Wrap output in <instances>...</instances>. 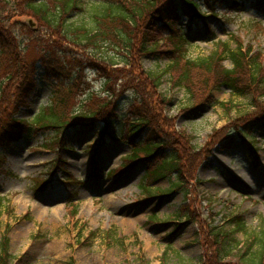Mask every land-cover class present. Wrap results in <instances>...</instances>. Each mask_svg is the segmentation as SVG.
<instances>
[{"label":"rangeland","instance_id":"obj_1","mask_svg":"<svg viewBox=\"0 0 264 264\" xmlns=\"http://www.w3.org/2000/svg\"><path fill=\"white\" fill-rule=\"evenodd\" d=\"M101 1L133 6L131 0ZM197 1L205 19L193 27L176 9L141 15L133 34L126 27L135 23L128 19H103V31L128 33V49L119 37L76 44L72 38L79 33L68 29L84 18L82 11L60 26L23 7L6 8L4 14L0 0V15L10 19L7 28L14 31L13 39L0 45V197L8 199L12 211L0 218V243L8 230L11 264H69L71 259L75 264H245L242 251L220 256L211 227L223 225L228 232V221L241 215L247 227L235 236L241 244L264 226V96L250 91L237 97L227 87L217 89L216 68L210 73L199 59L217 52L223 57L218 67L231 70L225 43L244 47L261 63L264 78V6L256 0H236L239 8L227 0ZM163 20L174 21L172 31ZM92 26L89 17L86 27ZM181 34L189 45L175 52ZM103 56L120 64L107 66ZM17 62L25 66L16 68ZM245 68L242 85H251ZM204 81L208 84L199 95L194 83ZM61 95V109L51 108ZM77 110L95 111L97 120L112 117L110 131L116 136L101 139L73 125L63 137L59 130H34L26 139L23 127L12 121L31 120L40 112L60 114L72 124ZM139 117L147 125L131 143V122ZM149 144L162 145L163 153L126 166L127 156ZM174 155L179 169L154 179L157 166ZM94 167L100 177L93 175ZM177 182L183 187L161 199L145 193L159 188L165 195ZM167 248L171 255L165 259Z\"/></svg>","mask_w":264,"mask_h":264},{"label":"trees","instance_id":"obj_2","mask_svg":"<svg viewBox=\"0 0 264 264\" xmlns=\"http://www.w3.org/2000/svg\"><path fill=\"white\" fill-rule=\"evenodd\" d=\"M3 1V2H2ZM89 0H1L3 5L6 7L4 8V14H9V11L12 10V12H16V10L20 9L21 7L24 8L25 11L33 13L35 16L38 17V19H45L49 21L51 24L60 25L63 26V24H66L67 20L69 19L68 16L72 17L73 14L78 11H82L84 18L73 23L69 27V31H73L76 33H79L75 35L72 40H75V43L79 46L86 47L89 44L96 45L95 38L98 36H101L100 38H105L103 40H109L108 37H119L121 38L125 43L126 47L129 49L132 47V39L129 37L127 32H131L133 34L134 30L137 29L140 25L141 19L146 14H171L173 10H177L178 15L180 12H184L188 17L191 18L192 24H196L197 18H202L199 14V6L200 3L197 0H131L133 3L132 8H126L124 3H116V2H108V1H101V0H94V2H91V5L95 7H91L89 10V7L91 5L88 4ZM209 1V0H208ZM212 2H215L217 0H211ZM233 6H236L235 0H229ZM86 2V3H85ZM257 4L263 5L264 0H256ZM88 4V5H87ZM6 8H10L9 11H6ZM93 9V12L91 10ZM88 10V12H87ZM168 10V11H167ZM90 11V12H89ZM176 12V11H175ZM214 11H212L213 13ZM89 13H91V16H89ZM143 15V17H141ZM215 15V13H213ZM82 15H79L78 17H83ZM68 19H65L67 18ZM91 18L93 26L91 28L86 27V22L88 18ZM156 21H158L160 18L153 17ZM103 19H112L111 22L114 20L123 22L127 19L130 21V23H135L132 28L131 26L126 27L129 28V30L126 32L124 29H117L112 31L111 33H107L103 31ZM127 20V21H128ZM136 20V21H135ZM64 21V22H62ZM83 22V23H79ZM164 22V20H163ZM10 25V19H6L5 17H2L0 15V45H3L4 42H6L9 38L13 39L14 31H12L11 27L7 28V25ZM119 25H122L119 23ZM165 25L168 29L171 31L174 28V21H165ZM74 29V30H73ZM108 35V36H107ZM105 42V41H103ZM89 43V44H88ZM17 45V43H16ZM189 45L188 39L184 35H180L177 39L176 44L173 46V51H186L187 46ZM150 46V45H148ZM225 57L227 59H230L231 63L233 64V68L231 70H227L225 68L221 69L218 67V60L222 61L223 57H220L217 52L214 53L209 58L199 59L200 63L206 68V70L213 72L214 67L216 68L215 71L217 72V82L215 87L222 88L227 87L231 90L232 94L237 97H248L249 92H257L258 97L264 96V78L260 76L261 73V63L258 62L257 58H253L251 56L250 52L242 53L243 49L240 46H237L235 49H231L230 45L228 43H225ZM14 47V46H13ZM11 47V48H13ZM157 47V43L154 44L151 50L155 49ZM155 53L156 51H152ZM151 52V53H152ZM104 58V59H103ZM101 58V61L105 65H111L116 66L120 63H116L115 58L112 56L105 57L103 56ZM184 58V56H183ZM245 61V62H244ZM260 63V64H259ZM25 66V65H23ZM20 62L16 63V68H22L23 67ZM244 67L247 70V72L251 73V76L248 77L250 83L242 85V82L244 81V77L241 75H244ZM249 69V70H248ZM171 69L169 68L167 73H169ZM218 71L221 73H225V76L220 78V74L218 76ZM153 76V73L151 74ZM187 76V75H186ZM185 76V77H186ZM13 76L10 77L12 79ZM150 80H154V78H150ZM190 82H194L192 78H188ZM32 82L34 83V76L32 79ZM161 81L158 78L156 84H160ZM208 81H204V83L197 82L194 83V92H199V95H201V92L204 90L203 85L207 86ZM253 84V85H252ZM153 85H155V81L153 82ZM178 85H186L188 86L189 90H191V87L189 83L179 81ZM24 91L22 94L26 97L27 90L24 88ZM65 101V97L63 95L57 96V102L52 105L51 108L55 109H61L62 102ZM233 100H231L232 102ZM230 103V102H229ZM231 107H234L233 102L230 103ZM115 107H117V103L114 104ZM229 105H225V108H228ZM77 113L73 117L74 121L71 124L69 120L67 119L65 121V118L61 121L60 114L52 113L50 115H47L46 113H40L38 116L33 118L32 120H19L16 118H13L12 121L16 123L17 125L23 127V135L21 138L30 139L32 137V130L39 129V130H59V134H64L70 127L73 125H78L80 133L84 132H91V133H97L101 135V138L104 139L105 136H109L110 138H114L116 136L115 133H111L110 128L114 124L115 120L111 118H106L105 120H97V112L95 111H81L77 110ZM66 116V113H65ZM64 116V117H65ZM132 123V129L134 131L130 132V141L131 143H137V137L140 135L141 131H143V127L147 125V121L142 118H136L133 119ZM162 145H145L142 148L135 149L133 154L129 155L127 157V165H133L135 162L139 161V159H143V161H148L153 159V157L161 155L163 153ZM143 154L142 156H140ZM180 161L178 157L171 156L168 157L162 164L157 166L155 171L152 173V176L154 179L158 180L161 178H165L168 176L169 173L175 172L179 169ZM96 176H98V173H95ZM45 184V182H44ZM183 187L182 183H175L171 186L172 189H170V192H175L177 190H180ZM146 195L150 198L153 197H163V193L161 189H155V190H148L145 191ZM162 193V194H161ZM9 201L3 197H0V215H2L4 212H9V214L12 213V211H9V208L7 207V204ZM241 215H236L232 219L228 221L229 225L231 224V228H229L228 232L224 230L223 227H211V234L214 237L215 245L218 249V252L220 256H230L231 253L235 252L236 250L242 251L241 255V261L245 264H264V226L259 229V231L254 232L250 236V241H247L245 243V246L241 248V244L236 242L235 236L238 233H244L247 232V227L243 219L240 217ZM264 225V224H263ZM223 228V229H222ZM178 230V229H177ZM257 246V250L253 256H248L249 251ZM167 252L165 253L164 258L167 259L171 255V248H167ZM9 251V238H8V231L5 232V234L2 237L1 243H0V264H11L10 259L11 256L8 253ZM180 261V259H179ZM69 264H75V262L71 259ZM181 264V263H180Z\"/></svg>","mask_w":264,"mask_h":264},{"label":"bare ground","instance_id":"obj_3","mask_svg":"<svg viewBox=\"0 0 264 264\" xmlns=\"http://www.w3.org/2000/svg\"><path fill=\"white\" fill-rule=\"evenodd\" d=\"M256 182V181H255ZM258 183V182H257Z\"/></svg>","mask_w":264,"mask_h":264}]
</instances>
